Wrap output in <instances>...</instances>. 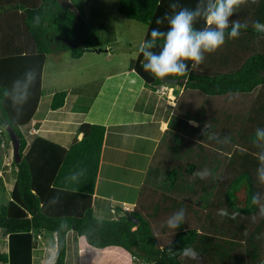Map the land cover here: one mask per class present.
I'll list each match as a JSON object with an SVG mask.
<instances>
[{"label": "trees", "instance_id": "1", "mask_svg": "<svg viewBox=\"0 0 264 264\" xmlns=\"http://www.w3.org/2000/svg\"><path fill=\"white\" fill-rule=\"evenodd\" d=\"M215 2L117 0V7L128 19L147 25L144 44L152 40L153 29L166 33L169 18L183 8L195 11L199 5L194 30H214L206 12ZM157 19L163 23L158 25ZM233 21L247 27L229 39ZM257 21L264 24V0H248L235 8L225 43L212 54L205 52L196 68L185 61L184 76L155 78L144 70L147 61L139 51L131 60L128 68L146 86L161 94V86H173L176 103L136 204L125 211L115 202L109 207L114 215L107 217L93 208L106 126L82 122V137L69 146L39 134L29 141L20 128L32 119L43 94L48 54L68 50L80 58L86 51L106 48V41L70 0H0V135L7 131L10 137L0 141V150L14 133L20 154L19 162L11 157L14 180L9 197L0 202V264H33L34 235L46 230L56 235L50 264H67L69 247L77 250L79 242L98 250L126 251L131 264H264V169L258 172L264 140L256 137L257 129H264V32L254 29ZM163 43L157 39L148 50L159 54ZM66 95V89L54 91L51 109L63 106ZM194 95L202 101L190 100ZM220 97L238 103L235 110L230 111L232 103L210 104ZM142 105L137 102L135 107ZM182 209L183 221L170 227L169 220ZM222 209L228 215H219ZM186 248L196 258L185 256Z\"/></svg>", "mask_w": 264, "mask_h": 264}, {"label": "crops", "instance_id": "2", "mask_svg": "<svg viewBox=\"0 0 264 264\" xmlns=\"http://www.w3.org/2000/svg\"><path fill=\"white\" fill-rule=\"evenodd\" d=\"M41 82L43 94L32 119L29 121L32 123L31 126L35 125L39 129L34 134L69 146L74 138L82 137V132H79V125L82 122L104 124L106 130L95 186V198L99 195L96 189L100 183L106 197H112L120 203L121 200L115 196L116 191L110 188H113L116 183V185L122 186V190H120L122 195H126L130 184L133 187H140L157 143L169 125L172 107L176 100L174 87L161 86L162 91H166L167 98H164L165 93L161 94L150 86H146L142 77L134 69H117L102 78L97 90L90 96L89 102H82L85 93L79 92V87L82 85L76 84L70 88H63L67 90L66 101L59 109L52 110L50 102L52 94L56 90L44 92L43 74ZM141 96L142 100H139ZM137 102H142L144 108L137 109L135 107ZM148 107H152V110H147ZM150 141L156 143V145L153 144L151 151L147 150ZM4 164L2 160L1 172ZM117 169L123 172L115 175ZM132 172L141 173L139 175L141 181L137 184L130 182ZM12 175L14 174L12 173ZM2 178L4 179V177ZM11 188L7 191L0 187V202H4L9 197ZM1 195L8 197L1 200V197H4ZM55 246V232L44 231L42 238L37 241L33 264H50V260H45V256L51 254L52 257ZM70 249L71 247L68 249L67 264H117L124 253L121 249L114 247L98 250L83 245V242H79L77 250L72 247L73 254L69 252ZM127 260L131 264L129 253Z\"/></svg>", "mask_w": 264, "mask_h": 264}, {"label": "rangeland", "instance_id": "3", "mask_svg": "<svg viewBox=\"0 0 264 264\" xmlns=\"http://www.w3.org/2000/svg\"><path fill=\"white\" fill-rule=\"evenodd\" d=\"M70 1L84 18L89 20L92 25L97 28L100 36L105 39L104 41H106L104 45L106 48L103 47L89 50L85 52L80 58L72 57L68 50H59L49 53L43 73V88L44 92H47V90H60L65 87L70 88L72 86H76V84L82 85L79 87V92L82 91L85 93L82 102L87 103L90 100V96L97 90L99 82L101 83L102 78L107 73L114 72L117 69L128 68L131 60L137 57L139 47L142 45L147 30V25L133 19H128L123 14H121L118 11L117 0ZM189 99L196 102L202 101L200 95H194L189 97ZM225 100L226 99L222 97L214 98L210 104L212 106H222L224 102L226 104L232 103L230 106L233 108H230V111H234L236 108L235 106L238 105V103L231 100ZM162 101H164V99H162ZM26 124L23 125L22 129L27 139L31 140L32 135L37 133L39 129L32 131V123ZM194 124H196V122ZM9 138V133L7 131H5L2 136L0 135V141L2 142L3 140H7ZM153 144L156 145L155 142L150 141L149 148H147V150L151 151L153 149ZM3 146L4 148H1L2 151L0 150V162L3 160L5 164L4 166L2 165L3 171H0V179H2L0 180V187L4 186L8 191L12 187L11 183L13 181V171L11 173V169H13V163L11 161L12 145L11 142L9 143V141H4ZM122 172V170L117 169L115 171V175L118 173L121 174ZM140 174H138V172H132L130 182L132 184H137V182H140ZM2 177H4V179ZM127 184L130 183L127 182ZM101 186L102 185L98 183V188L96 190H98L99 195L96 196L94 200V211L99 216H113L114 214L109 212V207L118 201L112 197H106L105 191ZM138 188L139 187H133L130 184L128 191H126V195H122L123 193L120 192V190H122V186L116 185V183H114L113 188L110 189L116 191L115 196L120 199L122 203L124 202L125 204H128L132 207L137 202ZM7 197H1V200H4ZM238 198L240 202L244 201V186L238 191ZM69 252L73 254L72 247ZM45 257V260H50L51 254H47ZM127 257L128 253L124 251L120 261L117 264H129Z\"/></svg>", "mask_w": 264, "mask_h": 264}, {"label": "clouds", "instance_id": "4", "mask_svg": "<svg viewBox=\"0 0 264 264\" xmlns=\"http://www.w3.org/2000/svg\"><path fill=\"white\" fill-rule=\"evenodd\" d=\"M247 2L248 0H216L215 4H210L207 8L206 16L211 24L215 25L214 30L208 28L200 31L194 30L193 22L201 14L199 5L195 11H190L187 8L181 9L177 14L169 18L168 22L170 27L166 33L160 31L158 28L153 29L151 31L152 40L139 47V52L143 53V57L147 61V63L143 64L144 70L151 73L157 79H162L170 75H186L188 73V65L185 61H192V67L196 68L203 63L205 52L212 54L219 49L225 43V30L229 28V17L233 14L235 8ZM251 2L256 3L257 0H251ZM171 7L175 8L176 5H172ZM156 23L159 25L163 21L162 19H157ZM246 27L247 24L242 25L239 21H233L229 39L237 38L240 34V29ZM253 27L258 32H264V24L258 21L254 22ZM157 39H162L164 43L162 51L159 54H154L148 49L155 46ZM27 79L31 82L33 78L29 74ZM19 84L20 81H17L14 84V88ZM26 98L27 92L25 91L23 99L26 100ZM32 127L37 128L35 125H32ZM20 128L23 132V125ZM256 137L257 139L264 140V129H257ZM259 159L261 168L258 169V172L264 169V155H261ZM193 175L201 176L200 173H194ZM201 178L203 177L201 176ZM252 199L253 203H256V196H253ZM219 215L226 216L228 213L222 209ZM183 219L184 210L182 209L169 220L170 227H178ZM39 239H36V241ZM183 254L192 258H196L197 256V253L189 248L184 249Z\"/></svg>", "mask_w": 264, "mask_h": 264}, {"label": "water", "instance_id": "5", "mask_svg": "<svg viewBox=\"0 0 264 264\" xmlns=\"http://www.w3.org/2000/svg\"><path fill=\"white\" fill-rule=\"evenodd\" d=\"M11 143H12V150H13L14 158H15L16 162H19V160H20L19 140L17 139V136L14 133H11ZM127 217L129 219L135 221V222L138 221V219L133 215H127Z\"/></svg>", "mask_w": 264, "mask_h": 264}, {"label": "built area", "instance_id": "6", "mask_svg": "<svg viewBox=\"0 0 264 264\" xmlns=\"http://www.w3.org/2000/svg\"><path fill=\"white\" fill-rule=\"evenodd\" d=\"M36 129H37V128L32 127L31 130H32V131H36ZM121 207H122L125 211H130V210L132 209L131 206H129L128 204H125V203H122V204H121ZM112 211H114L113 208H112ZM41 236H42V233H41V232L35 233V235H34L35 239H39Z\"/></svg>", "mask_w": 264, "mask_h": 264}, {"label": "bare ground", "instance_id": "7", "mask_svg": "<svg viewBox=\"0 0 264 264\" xmlns=\"http://www.w3.org/2000/svg\"><path fill=\"white\" fill-rule=\"evenodd\" d=\"M119 213V212H118Z\"/></svg>", "mask_w": 264, "mask_h": 264}]
</instances>
